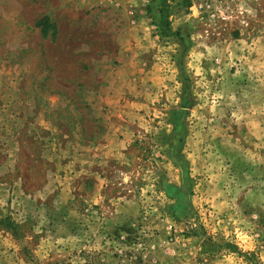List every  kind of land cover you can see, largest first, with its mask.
Here are the masks:
<instances>
[{
  "label": "rangeland",
  "instance_id": "1",
  "mask_svg": "<svg viewBox=\"0 0 264 264\" xmlns=\"http://www.w3.org/2000/svg\"><path fill=\"white\" fill-rule=\"evenodd\" d=\"M114 124L139 216L87 226ZM0 264H264V0H0Z\"/></svg>",
  "mask_w": 264,
  "mask_h": 264
},
{
  "label": "crops",
  "instance_id": "2",
  "mask_svg": "<svg viewBox=\"0 0 264 264\" xmlns=\"http://www.w3.org/2000/svg\"><path fill=\"white\" fill-rule=\"evenodd\" d=\"M111 128L112 129H110L109 132L105 134L103 139L99 140L97 143H91L87 146H84L82 153L77 156V158L69 162L70 173H73V176L71 175L72 178H77V176L80 174H88L90 176H93L96 182L100 181V183L97 184L94 195L91 199H89V201H87L89 210L85 211L84 214L85 224H87V226L92 225V222L89 221L93 219V216L91 215H93L94 211H96L97 214L99 212L100 216L99 218H94V220H100V223L103 224L105 228L110 229H112V227L116 225L135 222L137 220V217L139 216L140 208V199L136 196L131 197L130 195L129 198H124L119 195L111 199L106 197L105 188L110 184V175L107 174L106 176L102 177V174L98 175L92 170L94 164L106 163L109 160L113 159L118 160L119 162L120 160L124 163L126 162L129 153L123 152L121 150V147L125 148V144H127L126 148L131 147V144L126 141L118 143L116 139L118 137L117 132L118 134H125L124 138H127V140L129 141L134 140L135 137L130 136L129 133H127V131L124 130V127L121 125L114 124ZM119 174L122 175V177L120 178L122 183H119V185L126 184L129 178L127 176V173L124 174L122 171H119ZM168 174H170V176H174L173 171L169 172ZM112 175H114V173ZM112 175L110 177H114ZM211 176L217 178H215L214 180H212L211 178L209 179V185H207L206 193L213 192L214 188L216 187L214 181H220V178L222 177V175L217 171L215 173L213 172L210 177ZM169 182L174 183L175 181L171 180ZM194 188L198 190V184L197 186L195 185ZM127 191H129V189H127ZM211 198L212 199L209 200V202L212 203L213 206H215V200L213 197ZM192 204H194L193 201ZM219 207L220 206H215V208ZM92 208H94V210H92ZM74 215L77 217L75 212ZM164 221L165 220H163V222ZM159 225L160 223L158 224V226Z\"/></svg>",
  "mask_w": 264,
  "mask_h": 264
},
{
  "label": "trees",
  "instance_id": "3",
  "mask_svg": "<svg viewBox=\"0 0 264 264\" xmlns=\"http://www.w3.org/2000/svg\"><path fill=\"white\" fill-rule=\"evenodd\" d=\"M46 23H47V19L46 18H43L42 20H40L38 23H37V25L38 26H40L41 27V32H42V34L43 35H45V29L44 28H46ZM160 34H161V36H163V37H167V36H169V30H168V27L165 25V29L164 30H162L161 29V31H160ZM180 203V202H179ZM178 205V204H177ZM180 206V205H179ZM182 207H184V206H182Z\"/></svg>",
  "mask_w": 264,
  "mask_h": 264
}]
</instances>
